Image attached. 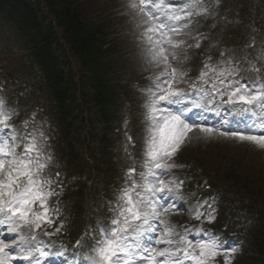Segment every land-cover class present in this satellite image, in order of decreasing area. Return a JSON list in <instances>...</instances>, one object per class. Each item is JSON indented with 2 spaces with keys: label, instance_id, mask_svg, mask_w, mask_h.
Listing matches in <instances>:
<instances>
[{
  "label": "snow or ice",
  "instance_id": "snow-or-ice-1",
  "mask_svg": "<svg viewBox=\"0 0 264 264\" xmlns=\"http://www.w3.org/2000/svg\"><path fill=\"white\" fill-rule=\"evenodd\" d=\"M126 8L147 44L149 64L161 71L153 86L144 90L148 121L144 171L136 179L135 167L129 168L128 183L118 193L115 207L110 208V225L100 226L98 235L93 233L92 243L84 245L87 264H220L218 255L241 249L223 240L222 233L205 239L197 230V238L190 240L189 229L181 234L162 219L174 208L183 210L177 201L186 178L168 177L178 167L174 157L189 132L195 128L208 134L219 131L205 126V113L216 109L217 98L221 104L233 106L234 111L239 106L238 110L248 115L257 109L264 113V83L255 88L242 83L235 79L239 75L235 67H222L210 57L197 78L185 81L189 70L184 62L190 60L187 52L199 48L200 43L189 44L179 37L192 35L193 17L208 15L205 0H187L178 8L170 0H128ZM181 83H187L191 92L181 89ZM197 109V115H190ZM14 114L15 110L0 100V264H45L55 257L62 258V264H70L75 252L65 258L63 248L52 250L35 234L47 227L53 231L44 230L43 235L52 236L65 226L58 206L64 185L60 173L50 171L54 158L47 134L34 118L24 121L21 131L9 123ZM245 127L247 131L220 134L264 151V118ZM201 207L198 203L189 209L196 220L205 216ZM206 219L210 223L215 217L209 212ZM76 244L80 246L81 241ZM231 258L226 257L223 264H230Z\"/></svg>",
  "mask_w": 264,
  "mask_h": 264
},
{
  "label": "rangeland",
  "instance_id": "rangeland-1",
  "mask_svg": "<svg viewBox=\"0 0 264 264\" xmlns=\"http://www.w3.org/2000/svg\"><path fill=\"white\" fill-rule=\"evenodd\" d=\"M24 1L32 4L33 8H35L41 0ZM236 1L238 0H205V7L208 9V15L193 17L192 35L182 36L179 37V39L187 40L189 44L193 45L199 40V43L205 46L201 51H209L212 62H219L222 67L237 66V63L229 65L227 62L231 57L235 56L234 53L237 50L236 46L241 47V42L248 39L251 29L246 22L243 23V25L235 22L233 18V16H236L235 11H240L242 9L241 6H238L239 2ZM241 1L246 2L247 0ZM186 2L187 0H183L182 4ZM127 3L128 0H83L81 4L83 11H81V13L86 20L103 22L106 26V40L108 45L105 47L111 46L113 48V65L117 67L118 74L123 75L121 79H115L114 82L120 85L121 92L128 90L129 98L132 100L133 104L132 107L125 105L120 110L122 115L121 118L123 119V124L121 126H124V121L135 116V121L137 123L135 132L139 138L140 149L144 156L146 139L148 136V121L146 119L145 104L147 94L144 90L153 86V80L161 71V68H156L149 64L147 44L140 38V29L137 27L132 12L126 8ZM260 7V3L258 2V4H256L255 0L253 8H256L257 13ZM4 23L5 21L0 19V63L9 62L15 53H17V50L21 49L19 43L15 39L14 32L6 29L7 26ZM244 34H246L247 38H242ZM197 50H199V48L193 47L187 52V55L190 57V60L186 61L187 63H190L196 56V61L193 66L197 65L198 58L202 53L199 52L200 50ZM184 79L185 81L188 80L186 77ZM179 87L181 89L186 88L188 84L181 83ZM14 91L15 89L7 93V91L0 90V100H3L4 104L6 103V107L14 109L15 113L18 115L22 112L24 118L27 116L30 117L32 114H30V111L24 113L25 105L20 103ZM13 117L14 115L12 118ZM12 118L9 123L12 121ZM116 146L121 149L119 141L116 142ZM200 151L207 155L213 153L215 157H218L216 151H220L221 158L228 157V160L224 161L227 166H231L233 163L243 160L248 166H250L252 162L264 161V151L258 150L249 143H242L231 136H225L214 132L212 134L202 133L200 130L193 129L188 133L182 147L176 153L174 162L178 167L173 170L168 179L174 176L186 178L184 183L191 182L194 176V169H188L182 162L193 161L192 157L197 158V153ZM219 162L222 163L220 158ZM182 191L185 190L182 189L181 192ZM186 198L190 201L191 205H185L183 207V204L180 203L179 207L183 210L177 211L174 208L172 212L162 217V219L167 221L170 226L175 227L180 233L183 232V222L185 219L193 216L189 214V209L193 208L198 203L204 206L207 202L206 198H202L199 202H195L193 196L187 195ZM201 209L202 207L200 211ZM209 212L215 217L212 223L219 225L218 222H223L221 217L215 216L213 209L205 214L202 219L203 223H209L206 219ZM235 217L237 221L235 225L236 229H241L240 227L246 228L247 225L250 226L249 220L243 219L238 215ZM157 223L159 222L157 221ZM226 227L234 231V226L231 224L226 225ZM226 253L227 256L232 255L228 252ZM242 254L243 256H247L249 252L243 250ZM235 260V258H231L230 264H233Z\"/></svg>",
  "mask_w": 264,
  "mask_h": 264
},
{
  "label": "trees",
  "instance_id": "trees-1",
  "mask_svg": "<svg viewBox=\"0 0 264 264\" xmlns=\"http://www.w3.org/2000/svg\"><path fill=\"white\" fill-rule=\"evenodd\" d=\"M83 0H41L35 7L24 0H0V16L14 27L23 45L35 61V69L45 76L50 88L56 91L58 106H64L65 91L70 90L66 82V75L60 69L56 50L65 63L74 69L82 67L91 76V87L94 91L95 104L98 105L99 115L108 120L112 116L111 108L117 100L110 88V80L105 76L111 74L109 64L102 66L103 60L111 53V47L103 49L105 41L104 28L99 23L87 22L82 16L80 5ZM39 11H44L37 17ZM47 19V27L43 28L42 22ZM55 44V48L52 45ZM14 61L0 63L3 66L5 79L14 78L17 66L23 60L14 58ZM69 73H72L69 71ZM74 86V84H73ZM61 87L62 93L59 89ZM75 91V90H74ZM86 89L80 91L83 94ZM69 158V156H68ZM233 172L232 177L236 188H242L255 198H259L264 207V172L257 175L253 171L245 173ZM245 177V178H244ZM264 218V212L260 214ZM259 251L264 252V226L260 235Z\"/></svg>",
  "mask_w": 264,
  "mask_h": 264
}]
</instances>
